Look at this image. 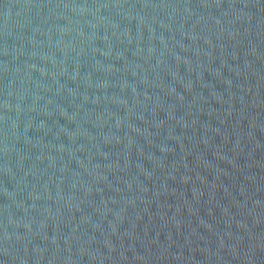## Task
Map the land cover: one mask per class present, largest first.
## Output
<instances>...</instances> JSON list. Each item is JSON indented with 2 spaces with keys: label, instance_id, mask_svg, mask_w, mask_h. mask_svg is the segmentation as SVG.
Listing matches in <instances>:
<instances>
[{
  "label": "water",
  "instance_id": "1",
  "mask_svg": "<svg viewBox=\"0 0 264 264\" xmlns=\"http://www.w3.org/2000/svg\"><path fill=\"white\" fill-rule=\"evenodd\" d=\"M0 264H264V0H0Z\"/></svg>",
  "mask_w": 264,
  "mask_h": 264
}]
</instances>
